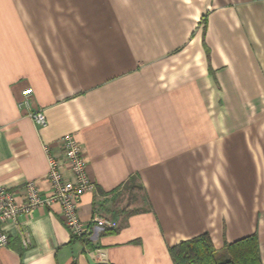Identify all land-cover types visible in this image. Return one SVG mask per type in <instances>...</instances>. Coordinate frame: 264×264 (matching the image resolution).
Here are the masks:
<instances>
[{"label": "crops", "instance_id": "crops-1", "mask_svg": "<svg viewBox=\"0 0 264 264\" xmlns=\"http://www.w3.org/2000/svg\"><path fill=\"white\" fill-rule=\"evenodd\" d=\"M65 135L94 185L80 221L112 227L74 239L41 206L4 227L0 264H173L203 233L255 234L264 264V0H0V187L47 193L42 147L61 161Z\"/></svg>", "mask_w": 264, "mask_h": 264}, {"label": "built area", "instance_id": "built-area-1", "mask_svg": "<svg viewBox=\"0 0 264 264\" xmlns=\"http://www.w3.org/2000/svg\"><path fill=\"white\" fill-rule=\"evenodd\" d=\"M32 89L22 91V101L19 106L28 109V117L36 127H44L46 118L42 111L32 110L30 104ZM63 151L61 161L50 153V148L43 145V152L46 157L48 170L46 172L49 182V191L42 194L35 187L34 182H26L23 185V200L15 201L12 192L0 187V248L7 246L8 236L6 229L8 224H16L20 216H29L41 206L58 204L63 225L69 230L72 238L84 239L91 235L94 227H112L111 224L98 218H93L86 225L78 217V206L80 197L94 189L93 182L87 176L86 159L83 156V149L72 135H65L60 138ZM64 167L72 174L73 180L64 178L60 169ZM22 246L28 248L30 243L27 239H21Z\"/></svg>", "mask_w": 264, "mask_h": 264}, {"label": "trees", "instance_id": "trees-1", "mask_svg": "<svg viewBox=\"0 0 264 264\" xmlns=\"http://www.w3.org/2000/svg\"><path fill=\"white\" fill-rule=\"evenodd\" d=\"M257 243L256 235L252 234L217 250L209 234L203 233L168 247V252L173 264H262ZM13 248L20 251L18 246Z\"/></svg>", "mask_w": 264, "mask_h": 264}, {"label": "rangeland", "instance_id": "rangeland-1", "mask_svg": "<svg viewBox=\"0 0 264 264\" xmlns=\"http://www.w3.org/2000/svg\"><path fill=\"white\" fill-rule=\"evenodd\" d=\"M137 192H138V194H141V193L139 192V190H137Z\"/></svg>", "mask_w": 264, "mask_h": 264}]
</instances>
